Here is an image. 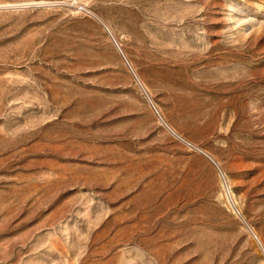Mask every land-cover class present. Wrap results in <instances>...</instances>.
<instances>
[{
    "label": "rangeland",
    "instance_id": "1",
    "mask_svg": "<svg viewBox=\"0 0 264 264\" xmlns=\"http://www.w3.org/2000/svg\"><path fill=\"white\" fill-rule=\"evenodd\" d=\"M0 264H264V0H0Z\"/></svg>",
    "mask_w": 264,
    "mask_h": 264
},
{
    "label": "bare ground",
    "instance_id": "2",
    "mask_svg": "<svg viewBox=\"0 0 264 264\" xmlns=\"http://www.w3.org/2000/svg\"><path fill=\"white\" fill-rule=\"evenodd\" d=\"M140 83V82H139ZM163 122H164V124L170 129V131L173 133V134H175L176 136H178L179 138H181L182 140H184L186 143H188V144H190V145H192L193 147H195L193 144H191L190 142H188L187 140H185L182 136H180L168 123H166V121H164L163 120ZM203 153L205 154V155H207L210 159H211V161L214 163V164H216L217 165V163L213 160V158H211L208 154H206L205 153V151H203ZM218 166V165H217ZM254 233V232H253ZM255 235V234H254ZM255 237H256V240H257V242H258V244L259 245H261V242H260V239H259V237L258 236H256L255 235ZM262 246V245H261ZM263 248V247H262Z\"/></svg>",
    "mask_w": 264,
    "mask_h": 264
}]
</instances>
